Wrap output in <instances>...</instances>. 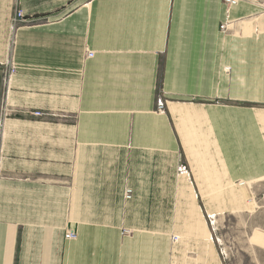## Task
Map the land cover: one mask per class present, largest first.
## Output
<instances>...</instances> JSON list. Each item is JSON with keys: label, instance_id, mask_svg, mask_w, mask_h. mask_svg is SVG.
<instances>
[{"label": "crops", "instance_id": "crops-1", "mask_svg": "<svg viewBox=\"0 0 264 264\" xmlns=\"http://www.w3.org/2000/svg\"><path fill=\"white\" fill-rule=\"evenodd\" d=\"M182 112L236 199L264 182V0H0V264H186L154 197Z\"/></svg>", "mask_w": 264, "mask_h": 264}, {"label": "rangeland", "instance_id": "rangeland-1", "mask_svg": "<svg viewBox=\"0 0 264 264\" xmlns=\"http://www.w3.org/2000/svg\"><path fill=\"white\" fill-rule=\"evenodd\" d=\"M180 123L184 150L178 167L188 173L185 178L171 176L167 190L154 196L168 202L155 214L175 231L171 239L178 262L264 264V182L245 186L241 191L245 199H236L233 194L240 182L229 183L213 148L202 138L197 119L182 112Z\"/></svg>", "mask_w": 264, "mask_h": 264}, {"label": "built area", "instance_id": "built-area-1", "mask_svg": "<svg viewBox=\"0 0 264 264\" xmlns=\"http://www.w3.org/2000/svg\"><path fill=\"white\" fill-rule=\"evenodd\" d=\"M242 0H223V4L224 6L226 7L227 10H229L231 7L233 6H236L239 2H241ZM24 14L21 10H16V12L14 13L12 19H11V30H10V34H9V37H8V50L9 52H11L14 47H15V44H16V33H17V30L18 28L24 23ZM228 29V25L227 23H224L220 26V30L225 32L226 30ZM88 57H92V54L89 53L88 54ZM230 71V68L226 67L224 68V72L226 73H229ZM16 72V69L15 67L13 66H10V68L8 69V77L10 76H13ZM165 102L162 100V99H158L157 100V104H156V111L158 113H163L165 111ZM31 115L35 116V117H40L42 116L43 114L40 113V112H30ZM187 169L184 167V166H179L177 168V174L179 176H182L184 177L185 175H187ZM132 198V190L129 189V188H126L124 190V193H123V199L125 201H129L131 200ZM130 232L128 230H124L123 231V234H129ZM64 238L66 240H75L76 239V234L74 232V230L72 229H67L65 230L64 232ZM173 241L176 242L177 241V238L176 237H173Z\"/></svg>", "mask_w": 264, "mask_h": 264}, {"label": "bare ground", "instance_id": "bare-ground-1", "mask_svg": "<svg viewBox=\"0 0 264 264\" xmlns=\"http://www.w3.org/2000/svg\"><path fill=\"white\" fill-rule=\"evenodd\" d=\"M243 185H244V183H239V184H238V186H243Z\"/></svg>", "mask_w": 264, "mask_h": 264}]
</instances>
